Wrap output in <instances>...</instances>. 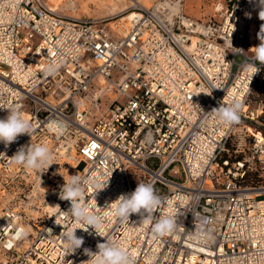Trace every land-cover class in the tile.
<instances>
[{"label": "built area", "instance_id": "built-area-1", "mask_svg": "<svg viewBox=\"0 0 264 264\" xmlns=\"http://www.w3.org/2000/svg\"><path fill=\"white\" fill-rule=\"evenodd\" d=\"M178 2L130 0L129 15L98 29L60 0H0V119L2 108H18L34 129L0 143V264H90L84 249L105 240L133 264H264V130L248 124L264 66L253 78L244 70L261 9L257 0H215L201 20L173 9ZM232 100L242 105L240 122L220 124L212 110ZM30 144L49 148V168L9 159ZM72 175L107 185L85 191L102 217L98 235L64 213L71 204L59 194ZM138 183L153 186L161 200L154 215L173 218L172 233L154 237L141 216L125 223L114 215V202ZM38 184L53 209L40 201L43 215L15 209ZM68 229L84 239L72 254L60 237ZM18 231L27 236L17 239Z\"/></svg>", "mask_w": 264, "mask_h": 264}, {"label": "clouds", "instance_id": "clouds-1", "mask_svg": "<svg viewBox=\"0 0 264 264\" xmlns=\"http://www.w3.org/2000/svg\"><path fill=\"white\" fill-rule=\"evenodd\" d=\"M260 7L259 18L264 20V0H257ZM258 39L261 43L254 47L255 51L251 63L245 65V71L252 73V78L259 73L260 67L264 66V25H261ZM244 52L242 49L238 50ZM7 111V116L0 119V143L5 148L17 141L22 135L32 136L33 125L23 118L18 108H2ZM242 105L238 100H232L226 106H219L212 110L218 122L223 125H234L240 122V112ZM57 134L62 129L56 126ZM18 166L27 169L41 170L45 167L49 168L53 163V155L49 148L45 145H33L20 147L17 152L9 158ZM88 186L96 187L97 191L102 190L90 180H82L78 175H72L71 179L65 182L60 191V199L70 201L71 207L67 214L75 223L83 226L84 231H88L89 227L94 229L98 235L103 227L101 215L89 208L86 203L85 191ZM114 215L122 222H129L131 215L136 214L142 217L141 222L152 225V234L154 237H162L172 233L176 227V221L168 216L156 217L154 213L160 208L161 200L155 194L151 184L138 183L135 190L128 194L121 195L115 202ZM76 230H63L60 234L64 242L66 253L72 254L80 249L84 244L82 237H77ZM51 235V231H49ZM27 236V232L18 231L17 239H23ZM84 254L89 257L87 262L90 264H133L131 256L116 242L105 240L103 243L97 244V250L93 252L85 248Z\"/></svg>", "mask_w": 264, "mask_h": 264}, {"label": "rangeland", "instance_id": "rangeland-1", "mask_svg": "<svg viewBox=\"0 0 264 264\" xmlns=\"http://www.w3.org/2000/svg\"><path fill=\"white\" fill-rule=\"evenodd\" d=\"M154 1L155 0H150V2L145 6H150ZM139 2L143 4L141 0H139ZM214 2L215 0H184L183 5H181V2H179V8L189 16L203 20L213 13ZM128 4L129 2L127 1L126 5L128 6ZM124 6V2H121L120 0H75V8L74 10H72L71 8H67L65 6V0H63L61 3L62 9H64L66 13L85 17H95L102 14H116L124 9ZM127 13L128 12H126L125 14ZM111 21L112 20L110 19L104 22L107 23ZM254 23L256 24L257 32L259 33L262 25V20L257 16L255 17ZM239 60L240 58L237 57V61ZM261 72L264 74V69ZM263 79L264 77L261 76L260 73L250 99V109L254 111V120L252 121V123L249 122L248 124L249 126H254L256 130H264V87L261 83V80ZM29 189L31 188L28 187V189L25 191L23 195V201L15 205V207L19 208L20 210L26 211L27 215L30 213L34 214L36 205L35 201H37V195L36 197H34V193L37 192H29ZM162 192L164 191L162 190Z\"/></svg>", "mask_w": 264, "mask_h": 264}, {"label": "bare ground", "instance_id": "bare-ground-1", "mask_svg": "<svg viewBox=\"0 0 264 264\" xmlns=\"http://www.w3.org/2000/svg\"><path fill=\"white\" fill-rule=\"evenodd\" d=\"M63 0H60V3H62ZM121 2H124L125 6H124V9H122L120 12L116 13V14H112V15H100V16H95V17H90L91 19H95L97 20V23L95 24L96 27L98 29H105L106 28V24L104 21H107V20H113L117 17H120L122 14L126 13V9L128 8V6L126 5L127 1L129 2L130 0H120ZM143 6L147 5L150 0H141ZM129 5V4H128ZM65 6L68 8H71L72 10H74L75 8V0H65ZM173 9H175L176 11L177 10H180L179 8V2L178 3H175L173 5ZM125 10V11H124ZM129 15V12L127 13ZM126 14V15H127ZM112 22V21H111ZM109 22V25H111L112 23ZM112 26V25H111ZM257 38V35L255 34V25L252 26V29H251V39H256ZM258 45H259V40H258ZM84 66L87 67L90 71H94L97 69V67L99 66V62L92 59L91 57H88L86 56V59L85 61L83 62ZM103 80L100 78L99 81L97 82L98 84V88H102L101 85H103ZM76 103L78 104V106L81 108L82 105L86 104L87 101L85 99H77L76 100ZM77 172H79V168L76 169ZM31 189H29L28 191L29 192H34L36 191L37 193H34V197H36L37 195V201H40L41 203H46L47 207L46 209L47 210H52L53 209V202L51 201V199H48L46 198L45 196V193L44 192V189L43 187L39 186V184L37 186H32L30 187ZM15 209H19L17 207H15ZM19 211H24V210H20ZM30 217H35V216H38V215H43L41 212H39L36 208H35V211H34V214L33 213H30L28 214ZM29 224V227L31 226L30 223ZM30 240L27 239V243H29Z\"/></svg>", "mask_w": 264, "mask_h": 264}, {"label": "trees", "instance_id": "trees-1", "mask_svg": "<svg viewBox=\"0 0 264 264\" xmlns=\"http://www.w3.org/2000/svg\"><path fill=\"white\" fill-rule=\"evenodd\" d=\"M263 71V70H262ZM261 76H263L264 77V74L261 72ZM258 79V78H257ZM257 81V80H256ZM256 83V82H255ZM261 83H262V86L264 87V79L263 80H261Z\"/></svg>", "mask_w": 264, "mask_h": 264}, {"label": "crops", "instance_id": "crops-1", "mask_svg": "<svg viewBox=\"0 0 264 264\" xmlns=\"http://www.w3.org/2000/svg\"><path fill=\"white\" fill-rule=\"evenodd\" d=\"M98 16V15H97Z\"/></svg>", "mask_w": 264, "mask_h": 264}]
</instances>
